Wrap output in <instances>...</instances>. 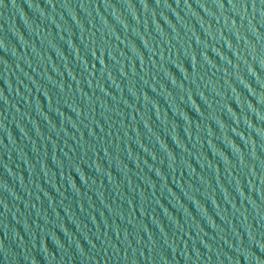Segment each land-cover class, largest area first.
I'll use <instances>...</instances> for the list:
<instances>
[{
	"label": "water",
	"instance_id": "1",
	"mask_svg": "<svg viewBox=\"0 0 264 264\" xmlns=\"http://www.w3.org/2000/svg\"><path fill=\"white\" fill-rule=\"evenodd\" d=\"M0 264H264V0H0Z\"/></svg>",
	"mask_w": 264,
	"mask_h": 264
}]
</instances>
